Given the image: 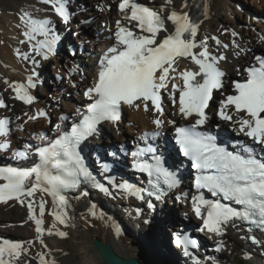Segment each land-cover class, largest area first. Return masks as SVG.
Listing matches in <instances>:
<instances>
[{
	"label": "snow or ice",
	"instance_id": "6c2138e0",
	"mask_svg": "<svg viewBox=\"0 0 264 264\" xmlns=\"http://www.w3.org/2000/svg\"><path fill=\"white\" fill-rule=\"evenodd\" d=\"M40 2L50 5L57 17L65 24L69 23L72 14L68 0ZM166 8L168 14L165 16ZM118 12L131 27L122 25L121 20L115 22L114 44L99 57L95 82L83 92L89 103L84 110L77 109L80 119L69 130L66 126L69 117L61 116L60 123L55 125L58 135L49 140L47 146H36L33 153L32 145L25 144L23 150L14 152V157L20 161L26 162L34 154L38 162L0 166V181H3L0 183V204L10 201L19 202L22 206L26 204L28 220L35 224V240L45 249V231L49 236L68 238L69 233L57 225L65 229L79 227L75 216L69 214L71 200L87 196L85 188L111 195L109 188L85 163L82 145L100 134L98 126L102 123L118 125L123 106L136 109L143 106L145 112L154 110L158 114L152 121L156 130L139 137L145 146L138 143L136 150L131 152L134 158L132 168L146 174L148 187L141 188L123 180L118 182L110 174L108 161L102 162V171L108 174L107 183L111 188L124 197L143 201L147 192L148 196L161 200L166 191L180 185L181 179L178 169L170 170L165 166V156L159 151L161 146L150 141L161 137L165 126V121L159 118L164 116L163 92L169 93L174 105L178 92L179 113L188 123L183 126H175L171 120L167 123L174 125L175 145L179 154L190 161L195 173L197 194L191 200L192 211L203 222L199 231L221 238L229 226L235 228L239 222L246 224L249 232L259 230L264 233V54L255 55V63L245 68L246 79L233 82L234 94L219 101L218 119L231 122L237 135L251 141L250 144L243 140L228 142L219 139L210 129V102L214 99V92H221L224 87L226 73L221 63L227 57L223 52L212 54L208 41L211 39L224 49L229 45H222L216 36L198 39L202 25L210 16L209 0H182L179 9L175 7V0H164L158 9L138 0H119ZM19 21L23 28V39L19 42L27 44L28 50L21 52L16 49V56L30 62V74L26 77V84L9 83L7 80L4 83L11 88L16 100L31 105L34 100L31 90L36 89L40 82L41 61H48L56 55L61 36L51 19L35 17L29 11H23ZM231 35L235 38L238 34L232 31ZM260 39L264 41V36ZM232 47L239 49V44L233 40ZM241 51L234 55L238 57ZM181 60L190 61L198 70L179 71ZM176 80H181L182 85L175 83ZM4 108L6 104L0 99V109ZM39 115L44 116L45 113L41 111ZM28 119L35 117L29 116ZM9 124L8 118H0V138L9 136ZM40 138L48 140L44 133ZM9 147L7 139L0 140V152L7 151ZM110 155L116 157L117 152L112 151ZM73 193L79 195L73 196ZM37 194H40L38 215ZM206 194L212 198H206ZM44 196L51 198L52 206L53 223L47 229L44 227L47 203ZM147 207L153 209L154 204L149 201ZM89 215L94 219H104L94 208ZM250 239L253 244H260L254 235ZM175 244L183 249L192 264H208V261L218 264L211 257L201 260L195 255L193 250H199L198 241L189 234L177 233ZM33 247V240L0 239V264H29L33 258L30 253ZM216 251H222V241H218ZM34 261L35 264H57L54 259H48L45 252H36Z\"/></svg>",
	"mask_w": 264,
	"mask_h": 264
},
{
	"label": "bare ground",
	"instance_id": "6f19581e",
	"mask_svg": "<svg viewBox=\"0 0 264 264\" xmlns=\"http://www.w3.org/2000/svg\"><path fill=\"white\" fill-rule=\"evenodd\" d=\"M252 1V7H256L258 10L264 8V0ZM88 3L89 6H86ZM93 3L96 5L95 9H98L99 12L91 6ZM118 3L119 0H68V7L72 14L71 17L76 13L83 15L86 11L90 12L85 15L86 17H92L90 25L95 27L96 30L91 31L90 28V30L83 31L82 33L79 32L81 29L79 27L80 25L75 27L65 24L62 20L57 21V16L51 6L42 4L40 0H26L17 7L15 12L0 10V99H3L5 103L8 102L6 108L0 109V118L5 117L10 120V133L8 138L4 139L10 140L12 144L15 145L18 143L16 136H20L22 140V143H20L21 147H24L25 144H31V139L34 142L41 143L39 140L40 134L45 128L51 127V124L60 123L59 116L61 114L73 113L74 116L78 117L75 106L78 103L87 101L83 97L82 92L85 91L90 84L93 85L95 82L97 77L96 68L98 67L96 61L103 54L108 45L113 46L114 44L115 22L121 20L122 25L131 27L128 22L122 20L118 12ZM148 3L152 7L158 9L164 3V0H148ZM181 3L182 0H175V7L179 9ZM244 3L245 1L241 2L239 0H209L210 16L202 25V29L198 34L199 40H203L205 36L210 38L211 35H214L220 39L222 45H229L227 49H224L217 46L215 41L212 40L211 42V39L208 41L209 50L212 54L219 55L220 52H223L227 57L226 61L221 63V68L226 73L224 83L232 77L242 76L245 68L249 64L255 62V50L257 48L264 50V41L260 39L261 36H264V11H261L262 14L252 13L253 20L246 22L249 28L245 31L243 29H238L233 20L226 18L227 15L234 16L239 9L246 10ZM37 9L40 11H37ZM23 11H29L35 17L48 18L53 21L57 33L61 36L57 51L60 50L61 54L73 57L69 59L72 62V68L74 69L76 67L78 71L80 70V72H76V74L69 71L70 73L68 72L69 74L67 75L65 72L67 64L60 65L53 59L58 56L57 52L56 55L50 57L48 61H41L42 66L39 69V84L44 87L49 84L45 72L48 66L52 68L51 71L56 77L60 74L65 80L71 79L70 81H66L68 86L67 89L64 88L65 84L61 85L58 81H54L53 86L47 87L51 90L50 93L53 91V99L56 100V102L60 101L59 98L64 100V102L61 101L62 108H54L53 106L48 108V104L51 101L48 102V100L45 99L39 101L35 99L36 95L33 90H31V94L34 98L33 103L31 105H25L14 98L15 94L12 92L11 88L4 83V81L7 80L9 83L26 84V77L30 74V62L19 60L16 56V49H20L21 52L28 50L27 44H20L19 42L23 39L21 35L23 28L19 21V16ZM167 14L168 9L166 8L163 15L166 16ZM86 17L84 16V18ZM254 19L259 21H254ZM223 22L232 23L234 29L231 25H225ZM61 26L65 28H61ZM67 28L74 29L72 34L78 46H87L85 52L76 50V48H74V50L71 49L68 40L69 36H71V32L69 33L66 31L65 29ZM223 29L225 30L222 31ZM228 31L239 32V37L234 39L235 42L239 44V49H234L232 47L233 39L228 36ZM237 51H241V55L238 57L234 55ZM185 69L192 71L198 70L197 66L191 64L190 61H180L179 71ZM175 83L182 85L181 80H176ZM74 84L76 85L75 87L73 86ZM41 87L42 86H40V88ZM170 90L171 84H169V91ZM226 90L227 85L224 84V89L215 94L210 109L212 119L219 120L216 115V110L218 109L219 101L224 99V92ZM40 92L42 95L48 97L49 92L47 93L43 89H41ZM162 95L167 96V98L162 100L164 116L159 118L165 121L162 133L166 132V134L169 135L174 132V125L168 124L167 121H174L175 126L186 121L179 113L178 103L176 102L174 105L169 98V93L163 92ZM175 95L178 96V92ZM50 109L53 110L52 113L54 118H51V116L48 118L46 117L49 115ZM123 110L124 114L118 125L114 126L109 123L106 128H102L103 135L107 136V138H103V141L96 140L95 143L99 145V150L93 149L91 146L88 147L91 151L89 157L90 164L94 171L99 170L96 166V160L99 156H105L107 159L112 157L109 149L119 154L117 160L120 161L121 169L125 170V163L119 159L124 156L122 147L126 146L127 142L133 136L134 138H139L141 134L145 132L156 130L152 121L158 117V114L155 113L154 110L145 112L143 106L139 109L124 106ZM41 111L45 113L44 116L39 115ZM25 113H27V115H25ZM29 116H33L35 119L40 117L41 121H34L35 119L29 120ZM222 123L228 126L231 125V122ZM13 128L18 129V134L14 133ZM46 132L48 135L53 134L51 131ZM4 139L0 138V140ZM12 153L13 149L7 152H0V158L4 159L2 162L6 163L7 158L5 156ZM12 160H15V158L13 157ZM185 187L189 188V186ZM110 192L111 195H106L98 190L91 189L87 196H82L79 200L72 199L73 211L70 212V215L72 214L75 216V222L79 227H69L65 229L63 226L57 225L60 230L69 233L68 238H59L55 235L49 236L45 231L43 239L46 242L47 249L35 240L36 234L33 222L28 220V212L25 209V205L22 206L19 202H9L8 204L0 206V233L8 235H11V233L18 234L23 237H20L21 241L33 240L34 247L30 250V253L33 254V258L30 260L29 264H35L34 254L36 252H45L47 258L50 260L54 259L57 264H104L95 248L96 242L110 246L114 254L120 258H134L130 251V247H124L127 244L126 241L130 240V238L116 239L117 232L115 228L126 229L128 232H130V228L132 229V242L134 238L135 244L144 255V264H192L190 258L185 257L181 248L169 244L171 235L168 236L167 232L171 225H174L178 217L177 213H172L167 209L171 204L170 202L165 204L160 201L152 200L151 202L154 204V208L149 209L146 202L139 203L135 198L124 197L120 192L113 189H110ZM78 194L79 193H74L72 195ZM191 195L193 194L191 193ZM39 199L40 194H37V215ZM44 199L47 201L44 217V227L47 229L51 227L53 223V218L50 214L52 206L51 198L44 196ZM91 206H93V208L97 207L102 209L104 213L101 215H103L104 219L92 218L87 213ZM176 208L179 209L180 212L186 213L185 216L188 218V221L192 219V215L190 214L191 209L186 202L182 204L178 203ZM140 209L141 213L139 212ZM18 220H21V223L24 224L23 227H18L16 225ZM239 224L238 222L235 228L229 226L224 236L221 238L207 235V237L211 239L212 254L216 255L214 259L218 264L220 259L219 255L221 256L222 253H225L224 248H222V251H216L218 241H222L223 244L228 242L227 238L233 237L235 240V235L240 237L241 234L235 233V231L240 230ZM199 229L200 228L195 229V234L207 242V239L204 238L206 235L200 232ZM166 240L168 241L166 245L170 249L168 251L160 247V244L164 245ZM259 240V245L246 242L243 250L239 251L242 256L249 254V262L251 264H264V238H260ZM119 244H121V246ZM207 253H209V251L206 252V254ZM203 258L200 259L204 260ZM179 259L185 263H181ZM208 264H211V261H208Z\"/></svg>",
	"mask_w": 264,
	"mask_h": 264
},
{
	"label": "rangeland",
	"instance_id": "374dc122",
	"mask_svg": "<svg viewBox=\"0 0 264 264\" xmlns=\"http://www.w3.org/2000/svg\"><path fill=\"white\" fill-rule=\"evenodd\" d=\"M25 1L26 0H0V10L15 12L16 9H17V7L19 5H21V4H23ZM239 1H241V2L242 1L244 2L245 1L244 5L246 7V10L245 9L244 10L239 9V10H237V12L235 13L234 16H228L227 15L226 18H230L231 20H233L234 23H235V25L238 27V29H243L245 31V30H248V28H249L246 22L253 20V17H252V15H250V13L262 14V12L264 11V8L262 10H258L256 7H252V4H253V1L252 0H239ZM101 3H103V2H101ZM86 6H89V3ZM91 6H93L94 9L96 7V5L94 3L91 4ZM95 10L97 12H99L98 9H95ZM89 13L90 12H88V11H86L85 13H83V15L82 14H79V13H76L73 17H70V22H73V23H69V25H72V26H75V27L77 25L78 26L80 25L79 26L81 28L79 30L80 33H82L83 31H88V30H90V28H91V31L96 30L95 27H93V26L90 25V23L92 21V17L91 16L86 17V15H85V14H89ZM84 16L86 18H84ZM58 20L60 21V18L59 17H57V21ZM84 21H88V23H84ZM254 21H259V20H257V19L255 20L254 19ZM223 23H225V25L226 24L231 25L233 27V29H234V26H233L232 23H227V22H223ZM85 26H89V27H85ZM61 28H65V27H62L61 26ZM65 30L68 31L69 33L71 32V36H69V39H68L70 46L71 47H75L76 50H79V47H78L77 43H75V41H74L75 40V37L72 34L73 33L72 31L74 29H68L67 28ZM224 30L225 29H223L222 31H224ZM231 33L232 32H229V31L227 32L228 36L231 39L234 40V39H237L239 37V32H237L238 35L235 38H232ZM211 36H214V35H211ZM211 42H212V40H211ZM84 47H85V51H86L87 46L84 45ZM85 51H83V52H85ZM259 52H264V50L261 49V48H257L255 50V53L258 54ZM70 58H72V57L66 56V55L61 54V53H59V56L57 58H53L54 61L58 62L60 65H66L67 64V67H66V70H65V72H66L67 75L71 71H72L73 74H76V72H80V70L78 71V69L76 67L74 69L72 68V63H70L71 61L69 60ZM51 69L52 68L50 66L47 69H45V72H46V75H47V82L49 83L47 85V87L53 86V82L54 81H58V83L61 84V85L62 84H65V87L64 88L67 89L68 86L66 84L65 78L62 75L59 74V77L62 78V81H59V77H56L52 73ZM232 78L234 79L236 77H232ZM41 89H43L47 93L49 92L48 93V97L42 95V93L40 92ZM46 89H48V88H46ZM46 89H44L43 87L42 88H36L35 89V95H36L37 100L43 101V99H45V100H48V102L51 101L48 104V108H50L52 106L54 108H59V107L62 108L61 101L64 102V100L62 98H59L60 101L59 102H56V100L53 99V94H52L53 91L50 93L51 90L50 89L46 90ZM69 89L72 91V89L70 87H69ZM53 90H55V89H53ZM8 97H9V95H8ZM7 103H5V104H7ZM52 112H53V110L50 109L49 110V115H47L46 117H50L51 116V118H54ZM67 115L70 118V115H72V113H69ZM37 121H41V119H38ZM15 133H16V131H15ZM176 207H177V203H171L167 207V209H169L173 213L175 212V214H176V212H178L177 210H179ZM16 223L17 224L18 223H21V220H18ZM130 232H131V235H130ZM130 232H128V230L126 231V235L127 236H125V238H130V240H127L126 241L127 244L124 247H130V251H131L133 257L136 258V259H138L141 264L142 263L144 264V262H145V258L143 257L144 255L142 254L140 248L135 244L134 238H133V242H132V239H131L132 229L131 228H130ZM2 234L3 235H6L5 233H0V236ZM11 236L12 237H15V238H20V237L23 238L22 236H20L18 234H12L11 233ZM227 240H228V242L222 244V248H224V250H225L224 252L225 253H222L221 256L219 255V258H220L219 259V264H251L249 261H245L243 259V256L239 252L240 250H243V247H245V243H243V241L240 239V237H238V236L235 235V240H234L233 237L227 238ZM167 243H168V241L166 240L165 243H164L165 246L163 244H160L161 245L160 247L164 248L167 251L170 250L169 247L166 245ZM119 245L121 246V244H119ZM127 249H129V248H127ZM173 251H174V249H173ZM209 254H211V251L209 252Z\"/></svg>",
	"mask_w": 264,
	"mask_h": 264
},
{
	"label": "water",
	"instance_id": "95a60500",
	"mask_svg": "<svg viewBox=\"0 0 264 264\" xmlns=\"http://www.w3.org/2000/svg\"><path fill=\"white\" fill-rule=\"evenodd\" d=\"M95 248L104 264H141L136 258L123 259L114 254L111 247L100 242L95 243Z\"/></svg>",
	"mask_w": 264,
	"mask_h": 264
}]
</instances>
